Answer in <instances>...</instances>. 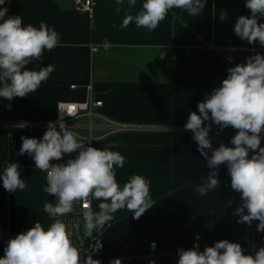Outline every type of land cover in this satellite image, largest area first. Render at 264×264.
<instances>
[{"label":"crops","instance_id":"0c3cea01","mask_svg":"<svg viewBox=\"0 0 264 264\" xmlns=\"http://www.w3.org/2000/svg\"><path fill=\"white\" fill-rule=\"evenodd\" d=\"M95 2L92 17L78 12L74 0H11L0 5L8 8L7 16L20 15L24 26L39 27L45 21L61 37L60 46L28 65L39 70L53 64L55 71L47 82L24 98L0 97V175L13 149L7 143L9 124H19L13 128L15 149L20 178L27 186L9 192L0 179V232L4 235L0 257L9 238L36 222L45 229L52 223L44 204L55 197L44 191L46 173L36 168L27 153L19 154L21 137L42 139L47 123L57 119L58 103L86 101L90 85L94 99L103 102L96 109L94 137L105 143L95 147L120 152L125 163L115 169L117 182L122 187L130 176H143L155 202L139 219L126 208L118 210L110 226L94 231L104 240L102 257L127 258L131 264H178V248L187 250L198 243L202 251L223 239L241 244L245 254H254L264 246V232L257 231L259 221L249 226L238 223L239 217L233 215L242 200L231 188L227 165L219 166L217 189L205 196L194 191L211 169L192 139L194 133L183 127L188 113L198 112V102L227 77L229 67L255 53L264 54L259 42L250 45L233 31L237 17L250 16L246 0H207L199 16L172 9L155 30L138 28L135 22L121 27L126 15L141 10L143 0H136L134 6L128 0L119 5L117 0ZM221 10L228 13L224 21L219 19ZM259 22L264 23V18ZM85 122L81 117L67 126L86 139ZM217 132L213 124L209 133L213 148L221 143L232 146L235 129ZM260 146L264 147V133ZM68 158L65 155L53 163ZM98 203L93 200L94 211ZM152 242L158 246L155 258L150 252Z\"/></svg>","mask_w":264,"mask_h":264},{"label":"clouds","instance_id":"9594fccd","mask_svg":"<svg viewBox=\"0 0 264 264\" xmlns=\"http://www.w3.org/2000/svg\"><path fill=\"white\" fill-rule=\"evenodd\" d=\"M6 2L11 0H0V5ZM206 2L143 0L141 10L135 15H126L121 27L127 28L135 22L138 28L155 30L170 10L181 9L190 16H199ZM128 3L134 6L136 0H128ZM117 4H123V0H117ZM245 7L250 10V16L237 17L233 31L250 45L259 42L264 46V23L259 22L264 18V0H246ZM7 12L8 8H0V97L11 101L36 92L48 81L55 71L53 64L39 67V70H30L28 65L40 61L45 51L51 52L60 46L61 37L45 21H40L39 27L31 23L24 26L20 15L7 16ZM227 17V11L221 10L219 19L224 21ZM227 72L219 86L198 102V112L188 113L183 126L194 133L192 139L211 169L194 191L205 196L217 189L219 166L226 164L231 188L241 194L242 200L233 215L239 217L238 223L249 226L254 220L259 221L257 231L264 232V147L260 146L264 133V54L250 55L246 62L229 67ZM7 107L11 109L10 104ZM58 108L60 116L47 123L42 139L22 136L19 149L20 155L27 153L36 168L46 173L44 191L55 199L45 202L44 212L52 223L45 229L36 222L27 231L9 238L0 264H101L76 245L73 232L63 218L82 205L83 235L93 237L94 231L102 232L110 226L118 210L126 208L133 218L139 219L155 204L150 196L149 182L143 176H130L122 187L117 182L115 169L123 168L125 163L120 152L91 146L92 140L66 125L64 105ZM213 124L218 126L217 135L228 127L236 130L230 140L232 146L221 143L213 148L209 136ZM74 152L78 154L71 158ZM65 155L70 157L66 162L53 163ZM0 179L9 192L23 191L27 187L20 178L17 163H8ZM93 200L99 201L97 211L92 209ZM177 253L178 264H264V246L254 254H245L241 244L227 239L205 246L202 251L196 243L187 250L178 248ZM111 264H121V261L116 259Z\"/></svg>","mask_w":264,"mask_h":264},{"label":"built area","instance_id":"2783aa9c","mask_svg":"<svg viewBox=\"0 0 264 264\" xmlns=\"http://www.w3.org/2000/svg\"><path fill=\"white\" fill-rule=\"evenodd\" d=\"M75 9L78 12L88 14L90 17L93 16L94 7L96 5L95 0H74ZM96 50V49H95ZM231 58H229L230 60ZM73 89L76 86H72ZM88 99L83 102H72V101H62L57 105V118L60 116L59 105L63 104L64 111L63 119L66 125H70L72 122L78 120L81 117L86 118V122L84 127L88 132V136L86 139L92 140L90 142L91 146L95 147L96 138L94 137V130L96 129L95 119L98 116L96 113V109L103 106L102 101L95 100L93 97V89L92 86H88ZM10 129L7 132V143L9 147L13 148L12 153L10 155V163H17L20 166L17 150L15 149V134L13 131L14 127L19 126V124H9ZM113 129H117L118 126L112 125ZM78 153L75 154V156ZM74 156V158H75ZM46 181V176H45ZM47 183V182H46ZM92 209H93V201H92ZM94 210V209H93ZM64 221L69 225L71 231L73 232V237L75 243L78 247H81L82 251L87 254H91L93 259H98L101 261V264H111L112 261L119 259L121 264H131L130 260L127 258H110L106 259L102 257V253L104 251V240L100 235H96L93 232V237H85L83 235V216H82V205H78L75 211L72 214L63 218ZM4 235L0 232V241H3ZM154 244V246H153ZM157 243L152 242L150 244V252L151 257H156L157 252Z\"/></svg>","mask_w":264,"mask_h":264},{"label":"rangeland","instance_id":"374dc122","mask_svg":"<svg viewBox=\"0 0 264 264\" xmlns=\"http://www.w3.org/2000/svg\"><path fill=\"white\" fill-rule=\"evenodd\" d=\"M94 136H95V133H94ZM104 143H105L104 141L101 142V141H97V140H96L95 145H96V146H97V145L100 146L101 144L103 145Z\"/></svg>","mask_w":264,"mask_h":264}]
</instances>
